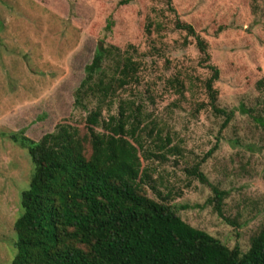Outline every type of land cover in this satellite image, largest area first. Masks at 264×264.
<instances>
[{
	"label": "rangeland",
	"instance_id": "374dc122",
	"mask_svg": "<svg viewBox=\"0 0 264 264\" xmlns=\"http://www.w3.org/2000/svg\"><path fill=\"white\" fill-rule=\"evenodd\" d=\"M176 22L192 25L208 59ZM103 37L140 63L136 84L102 115L121 100L141 105L153 127L143 132L144 192L246 251L264 225V0H0V264L14 255L33 167L6 133L37 140L58 120L79 118L73 92ZM207 64L218 69L217 107L233 113L224 127L225 114L208 105ZM197 163L207 182L191 172ZM210 184L226 191L219 211Z\"/></svg>",
	"mask_w": 264,
	"mask_h": 264
},
{
	"label": "trees",
	"instance_id": "16d2710c",
	"mask_svg": "<svg viewBox=\"0 0 264 264\" xmlns=\"http://www.w3.org/2000/svg\"><path fill=\"white\" fill-rule=\"evenodd\" d=\"M175 24L194 35L208 59L192 25ZM139 67L129 49L100 38L73 92L81 118H62L37 140L21 131L6 133L33 164L13 223L15 252L9 264H264V225L242 252L144 192L150 176L143 132L153 127L140 119L142 107L135 100H121L116 113L102 115L120 92L136 84ZM207 67L212 72L204 82L208 105L225 114L224 127L233 113L217 107L218 69ZM198 166L191 172L207 182ZM209 186L219 211L226 191Z\"/></svg>",
	"mask_w": 264,
	"mask_h": 264
}]
</instances>
